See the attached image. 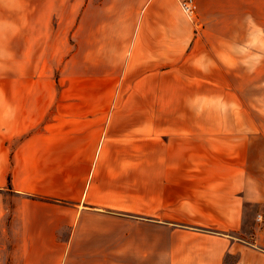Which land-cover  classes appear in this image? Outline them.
Segmentation results:
<instances>
[{"label":"crops","instance_id":"1","mask_svg":"<svg viewBox=\"0 0 264 264\" xmlns=\"http://www.w3.org/2000/svg\"><path fill=\"white\" fill-rule=\"evenodd\" d=\"M180 1L46 0L61 95L0 102V264H264V229L225 237L264 207L263 166L223 120L167 110L225 102L262 0Z\"/></svg>","mask_w":264,"mask_h":264},{"label":"rangeland","instance_id":"2","mask_svg":"<svg viewBox=\"0 0 264 264\" xmlns=\"http://www.w3.org/2000/svg\"><path fill=\"white\" fill-rule=\"evenodd\" d=\"M45 9L46 0H0V102H56L61 95L62 59L47 56V36H55L56 28L46 26ZM247 14L246 26L236 29L245 33L232 51L237 57L226 60L225 102H167V110L223 120L225 137L237 142L231 152L250 168L264 169V0ZM243 221L242 230L225 237L254 243L264 229V207L248 203ZM258 238L264 241V234ZM235 260L226 257L227 264Z\"/></svg>","mask_w":264,"mask_h":264},{"label":"built area","instance_id":"3","mask_svg":"<svg viewBox=\"0 0 264 264\" xmlns=\"http://www.w3.org/2000/svg\"><path fill=\"white\" fill-rule=\"evenodd\" d=\"M180 7L186 17L190 20H195L197 17V4L194 0H181ZM263 215L259 214L257 221H262Z\"/></svg>","mask_w":264,"mask_h":264}]
</instances>
